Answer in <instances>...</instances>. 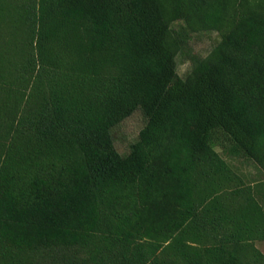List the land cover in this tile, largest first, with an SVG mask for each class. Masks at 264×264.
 <instances>
[{
  "label": "trees",
  "instance_id": "1",
  "mask_svg": "<svg viewBox=\"0 0 264 264\" xmlns=\"http://www.w3.org/2000/svg\"><path fill=\"white\" fill-rule=\"evenodd\" d=\"M260 243L264 0H0V264H264Z\"/></svg>",
  "mask_w": 264,
  "mask_h": 264
},
{
  "label": "rangeland",
  "instance_id": "2",
  "mask_svg": "<svg viewBox=\"0 0 264 264\" xmlns=\"http://www.w3.org/2000/svg\"><path fill=\"white\" fill-rule=\"evenodd\" d=\"M220 40L221 37L218 32L190 34L187 44L177 56L178 74L183 78L186 77L192 69L193 61L207 57ZM145 124L146 119L142 112L137 111L114 128L112 136L117 152L122 155L128 154L131 145L138 140L139 134ZM217 150L223 154L220 146L217 147ZM223 157L246 180L253 182L260 179L262 170L254 162L246 161L242 158L230 159L226 155H223ZM258 247L264 253V243H260Z\"/></svg>",
  "mask_w": 264,
  "mask_h": 264
},
{
  "label": "crops",
  "instance_id": "3",
  "mask_svg": "<svg viewBox=\"0 0 264 264\" xmlns=\"http://www.w3.org/2000/svg\"><path fill=\"white\" fill-rule=\"evenodd\" d=\"M251 176V175H250ZM248 182H250V181H248ZM255 181H253V182H251V183H254Z\"/></svg>",
  "mask_w": 264,
  "mask_h": 264
}]
</instances>
